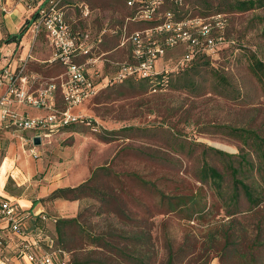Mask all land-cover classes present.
Here are the masks:
<instances>
[{"label":"rangeland","instance_id":"obj_1","mask_svg":"<svg viewBox=\"0 0 264 264\" xmlns=\"http://www.w3.org/2000/svg\"><path fill=\"white\" fill-rule=\"evenodd\" d=\"M232 1L187 0L189 16L225 13L227 20L225 30L211 34V39L224 38L225 44L193 72L194 89L174 91L170 83L168 91L152 93L137 81L115 83L75 109L92 126L51 134L37 146V157L30 155L25 142L29 133L0 131V163L10 156L17 168L28 170L23 171L28 181L21 195L44 200L51 218L46 229L69 252V264H167L170 251L175 254L174 264H264V249L254 246L264 204L247 211L243 203L245 212L227 217L226 208L212 207L214 189L201 182L204 161L225 173L227 158L205 153L208 146L231 155L251 154L256 168L244 179L264 190L263 163L235 132L244 129L264 137V93L249 71L250 53L264 61V8L238 13L229 8ZM20 5L25 14H12ZM42 6L49 7L46 0H0V49ZM85 6L88 18L81 15ZM57 9L67 12V21L77 30L93 36L105 30L103 51L118 46L119 38L111 32L126 16L122 0H63ZM135 29L141 26L131 23V30ZM31 38L29 31L23 46L11 47L16 49L14 57L0 58V63L24 57ZM231 41L236 43L233 47ZM35 46L32 55L38 61H32L31 69L47 71L48 78L61 74L44 63L53 55L49 40L40 36ZM121 48L132 50L130 44ZM185 53L184 46L169 50L161 67L172 69ZM126 56L118 50L106 58L126 62ZM83 183L93 191L81 194L79 201L48 199L59 188ZM231 185L228 175L223 189H232ZM8 187L16 190L11 181ZM44 191L46 196L41 197ZM193 194L200 196V208L207 205L208 213L203 219L194 214L189 222L192 212L174 207L179 196ZM75 218L77 223L61 226V235L56 232L53 219Z\"/></svg>","mask_w":264,"mask_h":264},{"label":"built area","instance_id":"obj_2","mask_svg":"<svg viewBox=\"0 0 264 264\" xmlns=\"http://www.w3.org/2000/svg\"><path fill=\"white\" fill-rule=\"evenodd\" d=\"M61 1L49 0L46 3L49 5V13L43 9L44 6L38 7L40 14L32 22V38L26 55H20L14 61L15 65L9 62L0 68V124L11 132L29 133L25 142L33 157H37V146L34 143L36 138L43 145L46 137L64 128L72 125L92 126L91 120L76 113L75 109L89 102L109 85L102 84L105 78L101 66L109 63L116 69L114 81L120 82L128 78L148 80L187 67L199 52L213 56L225 44L222 37L211 39L213 30H225L227 20L224 15L209 19L192 18L180 24L167 21L155 29L134 32L121 43L120 48L130 44L132 63L111 62L105 54L94 56L103 43L105 30L93 36L87 30L75 29L67 21L66 14L57 9ZM135 1L128 0V5L133 6ZM171 1L182 4V0ZM162 3V0H153L147 6H141L138 18L151 19L161 9ZM81 15L83 18L90 16L87 6ZM166 18L171 19V13H167ZM43 34L53 49L52 57L44 63L57 61L65 68V73L58 77L48 78L28 73L32 61H38L34 59L32 52L36 47V40ZM163 35L166 38L157 42L156 39ZM180 46L185 47L186 53L174 67L171 69L166 65L159 69L167 52ZM14 53L15 51L11 56ZM82 58H85L83 62ZM167 79L164 76L154 83L151 92L166 91ZM57 94L61 96L62 106H58L56 102ZM23 108L41 111L44 115L31 116L22 111ZM38 219L44 224L51 220L45 214L22 210L14 201L0 198V252L14 248L17 259H26L31 264H67L69 254L57 247L54 236L44 228L35 226ZM52 221L57 223L56 219Z\"/></svg>","mask_w":264,"mask_h":264},{"label":"trees","instance_id":"obj_3","mask_svg":"<svg viewBox=\"0 0 264 264\" xmlns=\"http://www.w3.org/2000/svg\"><path fill=\"white\" fill-rule=\"evenodd\" d=\"M49 0H47L46 3H48ZM63 1V0H62ZM61 1V2H62ZM123 5L127 12L125 13L126 16L123 19V22L121 26H119L118 30L112 31L111 34L114 36L115 34L119 38V46L121 43L130 37L134 32L137 31H144L148 29H155L163 24H165L167 21H171L176 24L185 23L189 21L192 18H202V19H209L212 17H215L217 15H224L226 17L225 13H216L210 16H204V17H194L189 16V4L187 0H182V4L171 1V0H162V6L161 9L155 12L154 16L151 17L149 20H140L138 18V14L140 12L141 6L145 7L147 6L150 1L153 0H136L135 4L133 6L128 5V0H122ZM229 8L238 13L248 12L251 10H256L260 8H264V0H234L230 2ZM49 7L46 9L47 13H49ZM67 12H64V14ZM167 13H171L172 18L168 19L166 18ZM39 12L37 11L31 20H28L24 26L22 27L21 31L16 35H9L7 37V43L10 44H20L23 37L26 33L30 31L32 22H34L39 17ZM131 23L137 24V26H141V29H135L131 30ZM45 36V34L41 35ZM106 34L104 35V37ZM230 47H233L235 45V41H231ZM104 44V38L103 43ZM102 45L100 46V49L96 51L94 56L101 55L104 53H107L108 51L102 50ZM219 52V51H218ZM212 56L210 54H207L205 52H199L197 56L194 58V60L188 65L187 67L180 69V70H173L169 71L168 73H163L161 75H157L153 79L148 80H142L137 81L140 82L141 87L149 86L150 92L152 90V85L156 83L158 80H162V78L165 76L168 78L167 88L166 91H168V88L170 89V83L171 88L174 91H180V90H190L191 87H193V72L197 70L196 68L199 65H202L204 63H208L211 60ZM85 60V58H82ZM165 60H162L159 65V69H161V65ZM129 63L133 62L132 54H130ZM47 68H56L58 71H61V74H57L58 77L65 73V68L59 63V62H53V63H46ZM45 64V65H46ZM108 65H110L108 63ZM32 65L29 66L28 73L32 75L37 76H45L47 74L41 70L40 71H33L31 69ZM113 67V66H111ZM249 71L252 74V76L258 81V83L261 85L263 93H264V61L258 58L255 54L250 53L249 54ZM50 72V71H49ZM117 75V71L115 72V75L111 78H109L106 83H109V86H112L115 83H124L127 81H136L133 78H128L124 81H114V78ZM53 75L51 77H54ZM145 85V86H144ZM193 87L192 89H194ZM73 126H80V125H72L68 128H64L65 131L71 129ZM59 131V132H60ZM237 134L241 135V138L245 140V145L248 146L251 153L255 154L258 158H260L261 162L263 164L260 165L261 171L264 175V137L260 136L257 132H251L244 129H238L235 130ZM205 147V153L211 152L219 157L227 158L224 165L225 173L220 172L215 167L211 166L207 161H204L203 166L200 170L201 173V182L206 184H210V187L214 189L215 191V197H216V203L212 204V207L215 208L217 205H221L222 207L227 209V217H232L236 214L243 213L245 211H242L243 203H245L248 207L247 211H253L257 208H260L264 204V190L262 188H257L252 185H249L245 181V176L247 174H252L255 171V164L251 159V154L245 153L240 155H231L226 152L217 150L212 147L204 146ZM235 159V160H234ZM237 164V166L235 165ZM231 177V186L232 189L224 190L223 186L226 183V176ZM264 179V178H263ZM93 191L91 190L90 186L87 183H83L75 188H59L55 190L50 196L49 200L56 201V200H65V201H79V196L83 193H87ZM199 198L200 196L197 194H193L192 196L188 197H181L177 198V204L175 205L174 209L176 207L178 208H187L192 213L188 217L189 222L193 221L194 214L199 215L201 219L207 217V213L205 212V209L207 205L200 208L199 204ZM44 201V200H42ZM192 205L193 207H188L189 205ZM200 208V209H199ZM45 214V213H42ZM46 215V214H45ZM68 223H77V218L72 220H58L55 227L56 232H58L59 235H61V226L66 225ZM32 227H34V224H31ZM35 226H40L46 230L47 233H49V230L46 229V224L42 223L40 219H38V222H36ZM257 234L256 239L254 242V246L259 249H264V217L261 219L257 226ZM230 234L229 232H226L224 234V238L226 241L230 240ZM56 244L57 247H59L62 251L67 252L60 244L59 237L56 235ZM14 249V248H13ZM70 256V254H69ZM3 257V256H2ZM174 258L175 254L170 251L167 264H174ZM70 263V257L67 264Z\"/></svg>","mask_w":264,"mask_h":264},{"label":"crops","instance_id":"obj_4","mask_svg":"<svg viewBox=\"0 0 264 264\" xmlns=\"http://www.w3.org/2000/svg\"><path fill=\"white\" fill-rule=\"evenodd\" d=\"M25 12H26L25 8L20 5V6L17 7V10L14 13H12V14H25ZM66 17H67V14H66ZM14 44H9V45L6 46V48H4V47L1 48L0 49V58L3 57V56H6V58L10 57L12 55V53L16 50L15 48L12 49L11 47L19 45V44H15V45ZM5 50H6V52H4ZM8 50H10V53H7ZM118 50L125 51L127 53L126 60L128 61L129 57H130V54H131L130 49H128V48H120L119 45L113 51H111V52L108 51L107 53H104V54L109 56V55H111L112 53H114L115 51H118ZM25 52H26V49L24 51V54H25ZM13 57L14 56H11V58H13ZM49 60L50 59H48L47 61H49ZM9 62H11L12 65H15L14 61L11 60ZM3 63L4 64H8V61H6V62L2 61L0 63L1 66H2ZM101 69H103V72H104V78L105 79L102 82V84L104 85L105 82L109 78H111V77H113L115 75L116 69L114 67H111V65H108V64H106L103 67L101 66ZM105 88H107V87H104L103 89H101V91L104 90ZM56 102H57L58 106H62V99H61L60 94H57ZM31 110H33V109L23 108L22 111L32 114ZM39 113L40 114H38V115H44V113L41 112V111ZM0 131H5L7 133L11 132V131H8V130H5L4 128H2L1 124H0ZM6 159H9V163H7ZM24 170L25 169L22 170L20 168H17L16 165H15V159L11 158L10 156L4 157L2 159V161L0 163V198L14 201L18 205V207L20 209H22V210H27V211L39 212V213H45L46 214L45 206L42 205L43 202L41 200H38V198H31V197L29 198V197L21 195V189H22V187H24V185L28 181V178L24 175V172H23ZM25 171L28 172V170H25ZM10 181L13 182V185L16 188L15 191H12V189H10V191H9L8 183ZM40 196L41 197L46 196V192L44 191ZM10 250L1 251L0 252V264H31L26 259H17L16 258V250L15 249H12L11 251ZM2 252L7 253V255H5Z\"/></svg>","mask_w":264,"mask_h":264},{"label":"water","instance_id":"obj_5","mask_svg":"<svg viewBox=\"0 0 264 264\" xmlns=\"http://www.w3.org/2000/svg\"><path fill=\"white\" fill-rule=\"evenodd\" d=\"M34 143H35L36 146H40L41 145V140L39 138H36L34 140Z\"/></svg>","mask_w":264,"mask_h":264}]
</instances>
